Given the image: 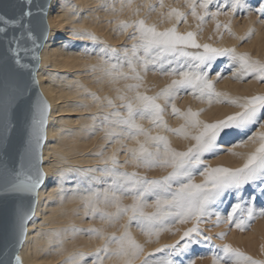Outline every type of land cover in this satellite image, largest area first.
<instances>
[{
    "label": "bare ground",
    "instance_id": "1",
    "mask_svg": "<svg viewBox=\"0 0 264 264\" xmlns=\"http://www.w3.org/2000/svg\"><path fill=\"white\" fill-rule=\"evenodd\" d=\"M233 2L212 0L207 11L219 15L201 21L191 14L187 0H163L162 8L160 0H50L48 34L36 71L39 89L49 103L41 161L44 179L19 251L22 264H166L176 256L184 262L187 247L207 243L214 247L218 241L264 262V172H257L239 188L224 189L205 205L203 216L183 223L172 215L177 210L165 202L172 200L181 181L189 182L187 176L169 181L141 199L145 216L156 217L151 223L141 217L132 219L131 206L137 201L135 193L125 190L131 187L125 174L136 173L141 181H163L174 171L172 166L148 165L133 156L141 144L156 152L157 144L150 137H166L177 152L196 145L192 137L201 128L174 114L173 104L181 113L189 109L198 112L202 123L211 124L243 110L228 100L244 103L264 95V81L245 73L229 55L218 56L200 68L185 57H148L145 66L143 49L135 55L132 52L133 45L140 43L135 22L144 20L158 31L175 26L181 34L194 32L201 45L235 49L236 54L246 53L252 61L264 64V0H240L235 10ZM196 4L197 15L204 16L200 0ZM173 8L186 19L169 17ZM122 23L133 27L124 30ZM134 34L136 39H132ZM184 51L199 54L204 50L186 47ZM181 71H203L222 95L209 100L197 89L173 86L174 80L181 79ZM165 90L168 96L162 95ZM137 94L158 97L167 127H157L140 115L135 116V122L144 134L120 123L128 116L127 104L140 108ZM180 128L185 135L169 131ZM261 132L264 110L248 124L222 131L213 146L200 155L201 163L190 167L192 182L204 183L202 173L209 168L243 167L259 147ZM237 203L240 209L232 215ZM124 208L129 211L123 212ZM248 210L252 219L246 217ZM240 220L245 223L244 230L235 227ZM193 227L198 231L184 238ZM125 233L139 250L126 248L121 254L117 240ZM224 254L222 259L234 264V258ZM207 260L199 264L212 262Z\"/></svg>",
    "mask_w": 264,
    "mask_h": 264
},
{
    "label": "snow or ice",
    "instance_id": "2",
    "mask_svg": "<svg viewBox=\"0 0 264 264\" xmlns=\"http://www.w3.org/2000/svg\"><path fill=\"white\" fill-rule=\"evenodd\" d=\"M188 7L191 9V14L197 16L201 21L204 20L205 16L215 17L219 15V12L207 11L209 5L212 3V0H200L199 6L205 9L204 16L197 15V4L196 0H187ZM26 3L31 4V0H26ZM131 3V0H129ZM240 5V0H234L232 3V8L235 10L237 6ZM159 6L164 7L163 0H160ZM154 10V9H153ZM261 11H264L262 9ZM31 11H21L19 18H9L5 14H0V34H7L8 25L20 24L21 27H27L24 23V17L31 16ZM169 17L175 16L177 19H186V16L179 9L173 8L169 12ZM133 25L128 23H122V28L124 30ZM220 25L217 24V29ZM227 28L228 26L225 25ZM135 28L139 33V44H134L132 47L133 55H135L138 49H143L145 58H143V63L146 66L148 63V57L153 59L163 60L166 57H185L190 58L191 60L196 61V68H200L201 65H208L212 60L218 56L229 55L236 61H238L240 68L249 74H254L257 79L264 81V64H261L259 61H252L249 56L245 54H236L235 49H221L214 48L210 44H199L196 41V34L194 32H187L181 34L178 29L174 26L164 31H158L155 25H148L144 20H139L135 22ZM28 36L32 37V33L29 30ZM95 39V37H92ZM134 34L132 39H136ZM13 41L17 42V47L15 49L9 48V51L13 52L15 63L20 64V54L21 51H28L27 49H21L16 37H13ZM203 48V52L199 54H192L187 51H184V48ZM169 63L172 61L169 60ZM129 65H132V61H128ZM21 67H28V65H21ZM117 65H113V68ZM176 69H173L175 72ZM181 79L174 80L173 86L181 87H191L197 89L201 96L207 95L209 100L212 97H220L222 94L215 91L214 85L207 78L206 74L203 71H181L179 73ZM140 79V77H136ZM138 87V86H137ZM162 95L168 96V90H165ZM158 97H150L147 95L137 94V100L140 103V108L135 109L133 104L129 103L126 105L128 116L126 119L120 121V123L127 126L131 131L134 130L136 134H144V129L135 122V116L140 115L142 117L150 118L157 127L164 126L167 127L163 122V109L157 101ZM229 103L235 104L241 109L240 112H237L235 115L228 116L224 120H220L216 123H202L199 120V113L193 112L191 109L187 113H181L175 104L172 105V112L178 116H183L189 125L196 128H201V131L198 135L192 137L196 141V145L192 148H189L186 152H177L170 147V143L164 136H154L150 137L153 141L156 142L157 148L156 152L153 153L148 150L145 145L141 144L139 152L137 153L133 150V156L137 159H143L145 164L152 165L159 163L164 166H172L174 171L166 177L163 181L159 180H139L136 178L137 174L132 173L130 176L125 174L128 183L131 187L126 188V191H131L135 193L136 204L131 206V212L133 213L132 219H137L141 217L147 222L151 223L156 219L155 216L149 215L145 216L142 211V206L139 203L141 199L145 196L146 193L154 191L159 186H167L169 181L178 179L181 176H187L188 183H183L181 181V186L175 193L172 194V200L166 201L165 203L170 204L177 211L172 213L176 218H179L180 222H186L188 218H199L205 214V205L208 204L211 200H214L220 195V193L227 188H239L240 185L246 183L247 181L254 179L257 175V172H264V132L258 134L261 141L259 147L250 154L247 158L246 163L241 168L230 169V168H209L206 172L202 173L205 175V181L202 184H196L192 182L191 174L189 169L191 166L200 164V155L209 150L215 143L217 137L222 131L231 127H241L249 122L253 121L256 117V114L264 110V95H257L251 98L246 99L244 103H240L238 100L230 99ZM111 103V101H109ZM119 115V113H116ZM38 123L43 124V118H41ZM169 131L176 132L178 135H185L184 128L180 129H169ZM161 147L163 152H161ZM162 157V158H161ZM113 162L115 163V157H113ZM39 176L35 181L31 177H28V183L25 184L21 182V185L14 186L20 187L23 186L27 190L34 191L37 184H39ZM158 204L161 202L158 200ZM240 209V204L237 203L234 208L232 215H235V212ZM123 212L127 213L129 208H124ZM264 215V212L261 213ZM249 219L253 218V213L251 210H248ZM231 219V216L229 217ZM235 227L241 230H244L245 223L243 220H240L235 224ZM198 228L193 227L184 233V238H189L193 233L197 232ZM117 242L120 245L121 254H125L126 248H132L139 250V245L135 243L131 237L125 233L123 237L118 238ZM188 245L185 244L184 247ZM224 253L228 254L230 257L234 258V264H264V262L254 260L252 257L240 252L238 249L233 248L231 245H225L223 248ZM0 264H7L3 259H0ZM15 264H22L21 258L19 255L15 256Z\"/></svg>",
    "mask_w": 264,
    "mask_h": 264
},
{
    "label": "water",
    "instance_id": "3",
    "mask_svg": "<svg viewBox=\"0 0 264 264\" xmlns=\"http://www.w3.org/2000/svg\"><path fill=\"white\" fill-rule=\"evenodd\" d=\"M50 0H0V14L19 18L31 11L23 23L8 25L0 34V259L15 264L25 238L27 223L34 213L38 189L44 179L42 147L46 137L49 103L41 93L36 71L40 50L48 34L47 10ZM3 26V25H0ZM31 31L32 37L28 36ZM17 38L21 49L20 64L13 52ZM28 65V67H21ZM43 118V124L38 121ZM39 176L34 191L20 186ZM20 257V255H19ZM21 258V257H20Z\"/></svg>",
    "mask_w": 264,
    "mask_h": 264
},
{
    "label": "rangeland",
    "instance_id": "4",
    "mask_svg": "<svg viewBox=\"0 0 264 264\" xmlns=\"http://www.w3.org/2000/svg\"><path fill=\"white\" fill-rule=\"evenodd\" d=\"M247 219H249V217L246 215ZM264 234V232L262 233ZM218 244L215 245L214 247H212V245L207 244H202L201 246H197V247H187L186 251L188 253V255H186L184 262H181V260L179 259V257H173L170 259H167L166 264H199L200 261L204 260L205 262L208 261L207 259H211L209 260L210 264H227L225 262V260L222 259L223 255L226 257V255L224 253H221L223 251H219L220 249L223 248V246H225L222 242L219 243V241L217 242ZM216 246L218 248H216ZM215 251V252H214ZM161 253V252H160ZM159 253V254H160ZM158 255V254H157ZM161 255V254H160ZM142 260V259H141ZM207 264V263H205Z\"/></svg>",
    "mask_w": 264,
    "mask_h": 264
}]
</instances>
